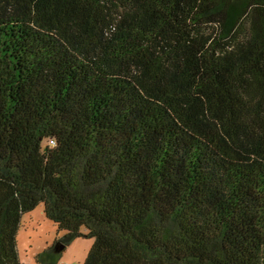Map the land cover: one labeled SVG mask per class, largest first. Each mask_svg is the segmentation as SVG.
<instances>
[{
  "label": "trees",
  "instance_id": "1",
  "mask_svg": "<svg viewBox=\"0 0 264 264\" xmlns=\"http://www.w3.org/2000/svg\"><path fill=\"white\" fill-rule=\"evenodd\" d=\"M39 203L83 264H264V0H0V264Z\"/></svg>",
  "mask_w": 264,
  "mask_h": 264
},
{
  "label": "rangeland",
  "instance_id": "2",
  "mask_svg": "<svg viewBox=\"0 0 264 264\" xmlns=\"http://www.w3.org/2000/svg\"><path fill=\"white\" fill-rule=\"evenodd\" d=\"M43 208V203H39L21 215L16 237L21 264H38L35 255L56 245L66 233L46 217ZM82 232L87 233V230L83 228ZM92 243L93 238L84 235L76 237L62 250L57 264H83Z\"/></svg>",
  "mask_w": 264,
  "mask_h": 264
},
{
  "label": "water",
  "instance_id": "3",
  "mask_svg": "<svg viewBox=\"0 0 264 264\" xmlns=\"http://www.w3.org/2000/svg\"><path fill=\"white\" fill-rule=\"evenodd\" d=\"M63 247H64V245L62 243L57 242L56 245L54 246V249H55V251H60L63 249Z\"/></svg>",
  "mask_w": 264,
  "mask_h": 264
},
{
  "label": "built area",
  "instance_id": "4",
  "mask_svg": "<svg viewBox=\"0 0 264 264\" xmlns=\"http://www.w3.org/2000/svg\"><path fill=\"white\" fill-rule=\"evenodd\" d=\"M52 144L54 143L53 140L50 141Z\"/></svg>",
  "mask_w": 264,
  "mask_h": 264
},
{
  "label": "crops",
  "instance_id": "5",
  "mask_svg": "<svg viewBox=\"0 0 264 264\" xmlns=\"http://www.w3.org/2000/svg\"><path fill=\"white\" fill-rule=\"evenodd\" d=\"M19 256V255H18Z\"/></svg>",
  "mask_w": 264,
  "mask_h": 264
}]
</instances>
